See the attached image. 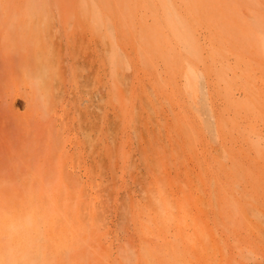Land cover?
<instances>
[{
	"label": "rangeland",
	"instance_id": "374dc122",
	"mask_svg": "<svg viewBox=\"0 0 264 264\" xmlns=\"http://www.w3.org/2000/svg\"><path fill=\"white\" fill-rule=\"evenodd\" d=\"M1 63L0 264H264V0H0Z\"/></svg>",
	"mask_w": 264,
	"mask_h": 264
},
{
	"label": "bare ground",
	"instance_id": "6f19581e",
	"mask_svg": "<svg viewBox=\"0 0 264 264\" xmlns=\"http://www.w3.org/2000/svg\"><path fill=\"white\" fill-rule=\"evenodd\" d=\"M46 55H47V53L45 54V56ZM45 56H44V60L43 59L40 60L41 62L39 64V66L41 68H48L49 67L48 57H45ZM0 66H3V64L1 63ZM2 166H3L2 163H0V167H2Z\"/></svg>",
	"mask_w": 264,
	"mask_h": 264
}]
</instances>
